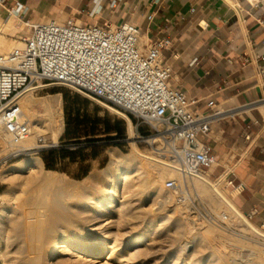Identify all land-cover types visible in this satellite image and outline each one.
<instances>
[{"label": "bare ground", "instance_id": "6f19581e", "mask_svg": "<svg viewBox=\"0 0 264 264\" xmlns=\"http://www.w3.org/2000/svg\"><path fill=\"white\" fill-rule=\"evenodd\" d=\"M2 18L3 15L0 14V32L4 28L16 30L21 27L22 20L15 11L8 12ZM144 41L141 39V46ZM9 48L12 49L10 52L22 49L23 43L19 41L15 45H6L0 42V51ZM52 85L54 84L40 87ZM34 90L35 88H32L20 97L23 117L30 116V106L35 102ZM53 103L59 106L61 97L58 96L45 104L53 108ZM103 106L126 117L119 110L105 104ZM128 121L130 122L129 119ZM63 125L59 111L58 119L52 120V143H57L63 132ZM41 128L39 123L35 124L31 129V136L14 144L0 123V158L33 150L36 136L32 133ZM155 155L145 151H133L128 155L112 152L111 162L105 170L93 172L82 181H74L64 174L46 170L43 160L39 157H32L23 163L8 167L5 171L28 174H19L18 183L16 180L14 184L22 188L21 197L16 198L15 194L11 196V193L0 195V264H139L136 260L144 252L153 251L154 242L150 237L153 229L160 230V227L165 226L171 219V216L157 210L160 212L156 213L154 221L145 228L146 224L139 222L142 214L146 213V208H149L144 205L149 201L153 190L161 191L165 175L175 173L181 177L176 162L162 158L160 153ZM191 180L194 181L198 194L213 203L220 217H245L243 210L234 200L236 191L228 192L206 173L195 174ZM15 198L16 206L10 201ZM160 202L162 207L171 208L175 216L181 212V207L175 204L173 207V194H163ZM247 225L246 230L259 238L250 239L256 243L249 244L251 258L235 262L233 257L238 252L232 250L226 254L219 253L216 263L209 261L205 264H220L222 261L224 264H264V227L259 228L251 222H247ZM211 232L213 229L208 227L204 236ZM186 242L184 247H178L177 261L180 260L181 264H204L201 259L204 254H201L197 237ZM104 255L106 256L102 258Z\"/></svg>", "mask_w": 264, "mask_h": 264}, {"label": "crops", "instance_id": "0c3cea01", "mask_svg": "<svg viewBox=\"0 0 264 264\" xmlns=\"http://www.w3.org/2000/svg\"><path fill=\"white\" fill-rule=\"evenodd\" d=\"M251 1L9 0L8 6L31 23H132L143 45L168 39L163 58L171 85L196 100L201 113L223 111L211 123L212 175L237 192L241 210L257 208L264 219V0ZM230 181L246 189L239 193Z\"/></svg>", "mask_w": 264, "mask_h": 264}, {"label": "built area", "instance_id": "2783aa9c", "mask_svg": "<svg viewBox=\"0 0 264 264\" xmlns=\"http://www.w3.org/2000/svg\"><path fill=\"white\" fill-rule=\"evenodd\" d=\"M8 2L0 0V8L15 11ZM21 20L28 27L21 37L23 48L0 54V123L11 142L17 144L31 133L19 104L23 93L47 88L40 85L71 87L136 119V127H148L161 145L159 153L176 162L182 177L169 179L167 190L186 200L193 175L206 173L216 163L211 123L223 111L201 113L196 100L171 85L172 69L163 58L170 41L141 46V30L132 23ZM229 184L239 193L246 189L243 183ZM257 214L254 208L244 215L253 219Z\"/></svg>", "mask_w": 264, "mask_h": 264}, {"label": "rangeland", "instance_id": "374dc122", "mask_svg": "<svg viewBox=\"0 0 264 264\" xmlns=\"http://www.w3.org/2000/svg\"><path fill=\"white\" fill-rule=\"evenodd\" d=\"M0 12L3 18L8 13V11L1 8ZM27 32L28 27L25 26L23 22L21 27L16 30H7L4 28V30L0 32V38L2 37L0 42L6 45L18 44V42L21 41L22 35ZM11 48L7 49L8 51H0V54L10 52ZM33 96L35 102L30 106V116L29 118H24L30 124L31 129L37 123L42 127L40 130L33 131L32 133V135L36 136L34 143L41 147L36 148L37 145L35 144L34 149L31 151L12 154V156L7 158H0V195L11 193V196L15 194L16 198H19L17 196H22L20 193L22 188L18 184H16L17 186H14V184L16 182L18 183L19 174L22 173L25 176L28 173L5 170L15 163H23L32 157L41 158L46 170L64 174L74 181H82L93 172H102L105 170L111 162L112 152L128 155L133 151L143 153L145 151L151 154L153 153L154 155L156 154L155 156L160 152L158 148H160L161 145L154 140L156 137L152 136L148 127L141 124L136 127L138 123L136 119L127 115L130 119L129 122L127 118L105 108L101 103L82 91L62 85H53L33 91ZM58 96L61 97L59 106L57 103H53V108H49V105L45 104L52 102L53 99L58 98ZM59 111H61L64 123L63 132L57 143H52V120L54 118L58 119ZM75 134H78V139L75 138ZM51 147L55 149L52 153L46 151V149ZM45 158H47V161H45ZM162 158H164V156ZM47 164L51 165V167H48ZM215 167L216 164H214L213 168L208 170L206 174L209 175L211 180L225 187L228 192H232L223 178L219 180L212 175ZM169 179L182 181V177L178 174L165 175L162 180L163 188L161 191H152L149 201L144 205L145 208H149H146V213L142 214V217L139 218V220L141 219L139 222H144L146 224L145 228H147V224L154 221L156 213L160 211L167 216H171V219L165 226H161L160 230L159 228L157 230L156 228L153 229L154 234L152 233L150 235L152 242H154V244H152L153 246H151L156 250L154 251L153 248V253L151 251L148 253L144 252L136 262L139 264H142V262H144L143 264H156L160 260L158 264H171L172 262H175L172 264H181L180 260L177 261L176 258L178 247L180 245L184 247L187 243L186 241L194 237H197V241L201 246V254H204L201 258L204 264L209 261L211 263H216L219 253L226 254L232 250H237L236 253L238 252L236 256L233 257L235 262H241L243 259L251 258V247L249 244L256 245V243L252 242L250 239L256 238L258 240L259 238L246 230L248 227L247 222H251L257 227L263 228L264 219H257L256 216H254L253 219H246V217L242 219L241 217L243 216L241 215V217L237 216V218L235 217L233 219L229 217L223 219L217 214V210L213 203L198 194L194 181H189L190 194L186 200L182 201L179 198V193L167 190L165 184ZM163 194H173V207L175 205L181 207V212L178 213L179 217L174 215L171 208L161 206L160 200ZM16 198L10 200L13 202L14 206H16L17 203ZM242 213L245 214L247 212L243 211ZM240 218L241 220H239ZM206 227H211L213 232L204 236L207 229ZM189 248L188 250H190ZM105 256L106 255L102 256V258ZM187 261H189L188 256ZM220 264H224V261L220 262Z\"/></svg>", "mask_w": 264, "mask_h": 264}, {"label": "trees", "instance_id": "16d2710c", "mask_svg": "<svg viewBox=\"0 0 264 264\" xmlns=\"http://www.w3.org/2000/svg\"><path fill=\"white\" fill-rule=\"evenodd\" d=\"M68 132V131H67ZM76 136H75V138L76 139H78L79 138V136H78V134H75ZM55 149H52V147L51 148H48V149H46V151H49V152H53ZM45 151V150H44ZM45 161H47V158H45ZM47 166L48 167H51V165H49V164H47Z\"/></svg>", "mask_w": 264, "mask_h": 264}, {"label": "water", "instance_id": "95a60500", "mask_svg": "<svg viewBox=\"0 0 264 264\" xmlns=\"http://www.w3.org/2000/svg\"><path fill=\"white\" fill-rule=\"evenodd\" d=\"M53 146V145H52Z\"/></svg>", "mask_w": 264, "mask_h": 264}]
</instances>
